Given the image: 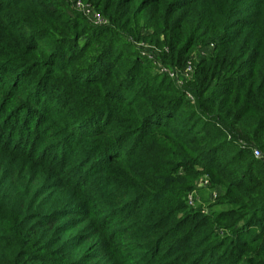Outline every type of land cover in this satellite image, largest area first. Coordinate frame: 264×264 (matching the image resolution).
Instances as JSON below:
<instances>
[{"label": "trees", "instance_id": "trees-1", "mask_svg": "<svg viewBox=\"0 0 264 264\" xmlns=\"http://www.w3.org/2000/svg\"><path fill=\"white\" fill-rule=\"evenodd\" d=\"M89 1L108 25L88 34L59 5L0 0V264H208L216 255L209 235L230 229L236 245L253 246L248 258L260 259L264 162L254 155L264 156V0ZM141 14L162 37L155 45L164 65L186 63L198 39L212 42L186 89L150 76L143 83L151 66L134 45L120 78L105 51L76 70L82 76L69 71L86 61L79 40L87 46L98 33L116 46L118 29ZM121 90L133 98L113 95ZM191 157L243 203L240 218L195 222L199 210L174 200L189 187L170 174L173 159ZM183 210L191 212L178 217Z\"/></svg>", "mask_w": 264, "mask_h": 264}, {"label": "rangeland", "instance_id": "rangeland-1", "mask_svg": "<svg viewBox=\"0 0 264 264\" xmlns=\"http://www.w3.org/2000/svg\"><path fill=\"white\" fill-rule=\"evenodd\" d=\"M33 2L41 3V5L45 2L46 4L43 5V7L47 6V4H52L56 8L59 5V10H62L64 12H70L74 14V17L79 19V28H84L85 30H88V34L92 33L95 27L93 24L89 21L87 17H85L79 10H77L72 3L67 4L64 0H31ZM84 4L89 5L91 8H93V4L90 3L89 0H81ZM96 1V0H95ZM94 10V9H93ZM96 12V11H95ZM124 20V19H123ZM107 24H103L99 27H102L103 29L107 28ZM119 31H124V34L115 35V39L112 41L116 46H113L110 44L109 46L105 47L107 44L105 40L107 37H103L104 41H101L97 38L98 33L94 34L93 38H89L90 40L87 43V46H85V40H79L77 42V48L78 50H82L84 47V50H82V58H85L86 61L82 63V61H71L72 67L69 71L72 73L77 74V76H82L81 73H76V70H81L82 66L85 65V63L88 61V59L92 58H99L100 52H108V55L106 57H102L101 59L104 60V62L108 60H117L118 64H120L121 68H114L112 72H114L115 76L120 78L122 73H128L130 69L125 67L126 61L132 60V55L129 50H132V45L136 46L138 48V54L140 59H136L139 62H144L150 64V68L146 72V75L144 78H142L143 83L150 82L148 80V76L152 77L155 82H159L160 84L163 82H166L170 88H176L179 90L186 89L189 82L193 79V69L194 65L198 63L200 60L208 57L210 50L212 48V42L210 39H198L194 45V47L191 49V53L189 58L186 60L187 62L184 63L181 66H175V65H164L160 60L163 57V50L161 47H158L155 45L156 41L162 42V37L156 35L154 31V22L149 19L148 17H145L143 14L137 16V17H128V23L124 25V27L119 28ZM122 37V38H121ZM140 39V41L135 42L132 38ZM88 37H85L87 39ZM142 39H145L142 40ZM91 41V42H90ZM70 57L67 58V61H70ZM101 62V61H100ZM99 62V63H100ZM103 63V62H102ZM61 66L64 64V62L60 63ZM190 66V68H188ZM148 74V75H147ZM141 78V77H140ZM160 78V79H159ZM138 80L134 83L135 89L138 90V88H141V92L144 90L141 84L138 83ZM141 82V83H142ZM71 88V87H70ZM69 88V90H71ZM151 87H148L150 89ZM73 89V88H72ZM160 92L152 93V95L155 94H164V89H159ZM100 94V93H99ZM101 95V94H100ZM116 97L120 98H133V95L130 94L128 91H117L113 93ZM93 96V94L91 95ZM186 100H192V97L187 94L185 95ZM77 101L80 103V106L85 107L86 103L84 102V99H77ZM78 106V107H80ZM177 106V105H175ZM77 107V108H78ZM89 107V106H88ZM189 110L185 109V107L180 108L179 113L180 114H187ZM123 116H118L119 119H121ZM175 124V123H174ZM176 127V125H173ZM5 139V136H4ZM15 144V142H14ZM197 145H192V148H196ZM176 152L178 154H185L184 147L178 146L176 148ZM227 151H225L224 154L225 157H227ZM256 160H262L264 162V156L261 154L254 155ZM174 160V167L178 166V169L174 173H170L174 180H184L187 182V186L189 187L188 191L186 192H180L173 191L171 195L174 196V200L176 202H179L181 205H184L186 207H192L193 209H197L200 212V219H195V222L203 221L201 216L209 218L211 216H220V215H226V218L231 219H238L240 218V214L243 215L244 208L243 203L239 202L238 205H234L237 202H235L232 197L228 195V185H226L224 182H220L221 180H216L214 184L210 183V178L207 177L205 174L201 172V169L199 167L200 164L196 165L195 158H188V160L185 161H175ZM142 162V161H141ZM182 165V166H179ZM190 165L195 166L193 168V171L186 172L184 169L185 167H189ZM185 166V167H183ZM226 179H224L225 181ZM230 182V181H229ZM170 195V192L168 193ZM233 210V211H231ZM191 211L183 210L182 212H179L178 217H185L187 214H189ZM241 215V216H242ZM212 227V226H211ZM210 227V228H211ZM243 227V226H242ZM209 229V227H208ZM213 230V228H212ZM216 235H209L210 236V242H213L214 245L210 246L212 251L215 252L216 255H214L213 258H209L206 256L204 258V262L208 264H264V253L261 255L260 259L254 257L253 259H249L248 256L251 254V247L253 246H240L236 245L235 241H237V238H234L233 235L235 234L234 230H227V231H217ZM222 232H225V238H222ZM248 233V231H246ZM239 253H243V258L241 260V263H237L236 256ZM233 256V257H232Z\"/></svg>", "mask_w": 264, "mask_h": 264}, {"label": "built area", "instance_id": "built-area-1", "mask_svg": "<svg viewBox=\"0 0 264 264\" xmlns=\"http://www.w3.org/2000/svg\"><path fill=\"white\" fill-rule=\"evenodd\" d=\"M71 2L72 5L79 10L85 17L89 19V21L93 24L94 27H99L101 25L107 24V22L100 16L98 12L93 10L89 5L84 4L81 0H64ZM190 68V66H188ZM258 156V154H257Z\"/></svg>", "mask_w": 264, "mask_h": 264}]
</instances>
